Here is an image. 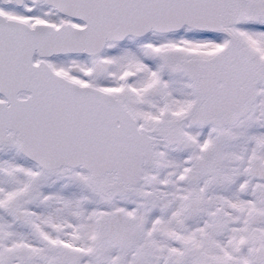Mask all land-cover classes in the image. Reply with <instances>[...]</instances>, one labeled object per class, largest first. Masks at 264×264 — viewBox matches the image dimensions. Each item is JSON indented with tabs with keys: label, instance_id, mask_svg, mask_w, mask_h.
I'll list each match as a JSON object with an SVG mask.
<instances>
[{
	"label": "snow or ice",
	"instance_id": "obj_1",
	"mask_svg": "<svg viewBox=\"0 0 264 264\" xmlns=\"http://www.w3.org/2000/svg\"><path fill=\"white\" fill-rule=\"evenodd\" d=\"M0 264H264V0H0Z\"/></svg>",
	"mask_w": 264,
	"mask_h": 264
}]
</instances>
